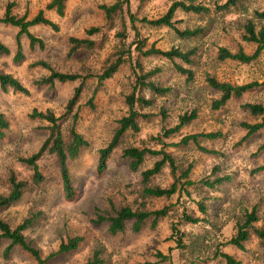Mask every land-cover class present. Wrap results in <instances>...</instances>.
<instances>
[{"label":"rangeland","instance_id":"rangeland-1","mask_svg":"<svg viewBox=\"0 0 264 264\" xmlns=\"http://www.w3.org/2000/svg\"><path fill=\"white\" fill-rule=\"evenodd\" d=\"M48 1L0 0V17L7 4H11V11L17 16L25 15L30 19L42 9L44 15L57 24V30L42 24L29 27L28 30L43 41V47L30 48L27 37L21 35L24 59L15 63L12 57L18 29L0 23V40L10 50L8 55H0V71L11 73L28 89L25 94L0 88V114L8 123L0 138V194L9 189L7 175L10 170L19 177L30 175V167L19 158L36 152L48 136V122L32 117L33 110H50L55 116L62 115L74 88L79 85V80L55 82L51 86L36 85L35 81L49 71L32 63L44 60L61 72L95 73L117 43L114 33L120 26L112 30L104 28L103 32L90 37L95 45L87 55L69 57L68 38L84 37L88 27L103 26L99 6L114 0H67L62 16L44 9ZM173 1L130 0V12L137 20L133 22V29L127 21V44L141 39L145 41L144 48L153 44L162 50L171 47L195 49L190 64L157 55L139 56L143 71L151 72L150 79L170 89L164 96L155 95L146 88L139 94V89L135 91L152 100L149 106H137L141 113L139 131L128 132L109 155L106 168L98 172V151L110 141L117 120L126 115V97L134 88L135 78L129 64L125 63L101 84L93 78L87 79L72 111L60 120L64 137L69 136L74 126L88 141V146L68 164L74 182L73 197H64L57 162L54 156L45 154L37 161L46 177L42 185L0 210V216L13 227L31 214L36 216L22 233L42 258L55 252L67 238L82 237L74 251L52 256L47 264H84L94 252H98L99 264H224L220 256H215L218 250L233 255L241 264H264V248L254 235L245 243L244 250L226 244L235 233L236 218L245 210L254 208L260 218L258 223L264 221V169L257 170L264 165V127L243 139L246 130L240 126L242 121H256L241 104L264 105V85L252 88L240 98H231L223 107L213 110L210 105L217 94L209 89L205 80L207 76L237 84L264 80V50L257 60L248 64L216 59L220 46L235 50L241 44L246 52L253 51L254 46L241 39L240 23L251 18L254 10H264V0H241L238 8L230 13L213 11L216 4L226 0H195V3L210 7V12L204 15L176 10L173 17L179 30H201L191 38H180L169 28L151 27L139 21L143 17H159ZM175 63L190 69L193 78L187 81L185 74L176 71ZM193 109L196 110L195 119L177 132L164 135L177 124L179 115ZM200 132L219 133L216 138L199 139L201 146L215 150V154L200 151L192 143L171 146L184 135ZM130 145L163 149L175 158L179 167L191 164L189 177L193 184L187 187L189 193L177 192L170 198L144 197L140 173L160 156L147 155L138 170L131 171L121 156L122 148ZM179 173L177 170L176 174ZM225 176L228 179L214 187L205 184ZM174 180L171 167L166 163L152 183L167 187ZM199 201L205 204V214L198 209ZM110 203L114 207L128 205L133 210L164 206L170 210L153 228L147 222L139 232H133L130 229L132 221H129L124 232L110 234L107 221L96 222L97 213L109 212ZM183 212L204 220L186 222ZM179 237L185 247L177 241ZM8 245L9 240L0 239V264H37L27 251L17 246L4 252ZM161 255L166 259H161Z\"/></svg>","mask_w":264,"mask_h":264},{"label":"trees","instance_id":"trees-1","mask_svg":"<svg viewBox=\"0 0 264 264\" xmlns=\"http://www.w3.org/2000/svg\"><path fill=\"white\" fill-rule=\"evenodd\" d=\"M67 0H49L44 9L53 10L59 16H62L65 11ZM241 0H226L222 4H216L214 6V12L230 13L232 10L237 9ZM130 0H114L110 4H101L99 8L103 13V26H90L85 30L84 37L71 36L68 38L69 48L67 54L69 57H78L77 55H87L88 52L93 49L95 41L90 37L103 32L106 30H112L115 26H120V30L114 33L117 38L113 50L103 60L99 70L95 73H77V72H61L51 67L49 63L44 60H38L32 63L33 66L39 65L46 68L49 73L35 81L36 85H48L51 86L55 82H72L79 80L70 98L65 105V111L60 116H55L52 111H37L33 110L32 117L48 122V136L42 142L38 150L27 157H20L19 160L24 165L30 167L31 173L27 177H19L13 170H10L7 175V182L9 189L5 194H0V210L10 204L17 202L25 192L32 190L46 180V177L40 171L37 161L40 157L45 154L54 156L57 162L59 182L62 187L63 195L66 199H71L74 195V182L69 171V161L75 159L83 147L88 146V141L79 133L74 126L70 128L69 136L64 137L60 130V120L72 111L79 100V96L82 90V84L90 78L101 84L106 79L111 78L118 69L125 63L129 64L132 74L134 75V88L132 92L127 95L126 102L128 110L126 115L120 117L117 120V126L114 129L113 135L106 146L99 149V157L97 164V171L102 172L106 168V163L109 155L115 150L121 143L122 139L128 132L137 133L140 129L138 119L141 117V113L137 110L141 106H149L152 103L151 99H145L142 96L136 94V90L139 92L142 88L148 89L150 92L158 96H164L169 92V87L159 86L150 79L151 72H144L142 65L139 61V56H151L157 55L168 60L174 61L179 59L185 64L192 62V56L195 53V49L191 48L188 50H181L178 47H171L167 50H162L155 47L153 44L144 48L145 41L137 40L133 43H126L127 38V21L133 26V22L136 21V17L130 12ZM176 10L184 12H192L195 14H208L210 7L195 3V0H175L173 1L164 14L153 19H147L145 17L140 18L139 21L151 27H166L173 30L180 38H191L196 36L200 29H183L179 30L176 27V20H173ZM264 10H254L253 16L247 18L244 22L240 23L241 39L246 43L254 46L252 52H246L241 44H238L235 50H229L226 47L220 46L216 52V59L218 61L233 60L239 63L248 64L259 58L264 50ZM0 23L16 27L17 33L15 35V51L12 60L15 63H20L24 59V53L20 40L21 35H25L28 39L29 47L38 46L43 47V41L34 36L28 29L35 25H46L54 30H57V24L47 18L43 10L40 9L32 18L27 19L25 15L17 16L11 11V4H7L3 15L0 17ZM133 29V27H132ZM137 34V32H136ZM132 46H134L132 48ZM10 50L6 44L0 40V55H8ZM136 53V54H135ZM135 54V55H134ZM176 71L185 74L186 80L190 81L193 78V72L182 66L181 64L175 63ZM206 83L211 91L217 94L216 97L211 101V109L217 110L223 107L228 100L231 98H240L247 91L254 87L264 85V80L250 81L242 84L231 83L228 81H220L213 76H207L205 78ZM0 88L3 91L9 88L13 92H22L27 94L28 89L21 83V81L13 76L11 73H3L0 71ZM138 106V107H137ZM241 108L246 111L249 116L256 119L255 122L250 123L246 121L240 122V126L246 130V134L243 137L246 138L248 135L255 133L264 127V105L261 103H250L245 102L241 104ZM196 118V110L193 109L190 112H184L179 115L177 124L165 131L164 135L168 136L173 132H177L181 127L188 124L190 121ZM8 128V123L0 114V138L3 137L4 132ZM219 136L218 132H200L184 135L181 139L172 143L171 146L188 145L194 144L200 151L215 154V150L207 149L200 145L199 139L202 137L212 139ZM147 155L160 156L159 159L155 160L151 167L141 171V192L144 197L149 198H170L177 192L185 191L189 193L187 187L193 184V181L189 177L191 164H187L185 167H179L175 158L165 152L163 149H151L146 147L138 146H125L121 150V156L127 161V166L131 171H137L138 168L143 164ZM168 163L171 167L172 173L175 180L167 187H162L152 183V180L156 174H158L164 165ZM264 169V165H261L257 170ZM179 170V175L176 171ZM228 177H216L214 182L206 181L205 184L209 187H214L220 184ZM110 210L105 214L97 213L96 222H108V231L110 234H117L124 232L127 228V223L131 222L130 229L133 232H139L145 227V224L149 222L150 227H155L156 224L164 218L170 210L167 206L159 209H135L133 210L128 205H120L114 207L110 203ZM198 209L202 214H205L206 207L202 201L198 202ZM36 216L31 214L26 217L16 226H11L0 216V239L4 238L9 240V245L6 247L4 252H8L12 247L17 246L27 251L36 261L37 264H47L48 259L55 255L70 253L74 251L80 241L81 236H73L67 238L66 241H62L58 249L50 253L47 257L42 258L39 250L31 245L23 235V231L31 225ZM182 218L186 222L197 223L204 220L201 217H194L193 215L182 213ZM260 218L258 217L256 210H245L240 214L235 221V233L226 241V244H231L240 250H244L245 243L250 239L251 235H254L259 244L264 248V221L258 223ZM177 241L182 244L181 238H177ZM183 247L185 245L182 244ZM215 256H220L224 264H241V261L235 258L233 255L217 251ZM161 259H166L165 255H161ZM101 262L98 252H94L92 258L88 259L84 264H99Z\"/></svg>","mask_w":264,"mask_h":264},{"label":"crops","instance_id":"crops-1","mask_svg":"<svg viewBox=\"0 0 264 264\" xmlns=\"http://www.w3.org/2000/svg\"><path fill=\"white\" fill-rule=\"evenodd\" d=\"M51 11H53V10H51Z\"/></svg>","mask_w":264,"mask_h":264}]
</instances>
